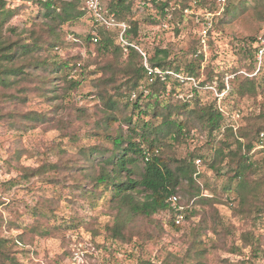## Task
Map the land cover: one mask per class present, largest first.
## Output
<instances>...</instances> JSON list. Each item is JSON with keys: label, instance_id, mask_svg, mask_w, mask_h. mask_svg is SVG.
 I'll use <instances>...</instances> for the list:
<instances>
[{"label": "trees", "instance_id": "obj_1", "mask_svg": "<svg viewBox=\"0 0 264 264\" xmlns=\"http://www.w3.org/2000/svg\"><path fill=\"white\" fill-rule=\"evenodd\" d=\"M24 1L38 7L42 25L27 30L28 34L21 31L16 33L14 28H8L10 33L5 34L4 23L16 11V7L11 8L7 0H0V101H23L29 88H19L21 80L35 81L38 93L44 97L50 93L47 98L51 100L64 101L66 96L71 95L75 100L74 93L81 79H86L84 75L95 64L101 74L94 78L91 87L101 106L97 108L101 118L87 136L104 135L107 141L79 145L78 156L70 158L68 164L46 162L37 168L24 167L20 178L29 181L64 169L63 178H46L47 184L54 181L59 186L58 189L55 187L59 197L66 188L72 197L80 198L92 207L100 203L106 194H110L108 206L114 210V221L108 230L112 238L124 240L123 230L136 218L146 219L164 212L167 214L166 224L180 230L181 224L195 213L192 209L194 202L214 203V198L203 195V191L213 192L217 188V185L211 186L207 180L200 182L203 173L199 171V166L203 163L215 176L224 177L220 185L223 192H234L238 216L251 220L252 231L241 235L245 244L250 246V255L243 258L240 264H257L256 259L264 257L261 244L264 240V137H260V133L264 134V121L250 118L249 122L234 130L233 126L227 124V116L214 101L216 98L214 102L205 101L198 85H193L190 97L180 96L178 88L184 85L185 78L197 79L200 74L199 63L203 56L202 53L195 54V50L192 61L180 63L168 60L166 49L156 48L152 55H148L147 62L152 68H158L159 73L148 74L141 61L142 53L135 47L139 44L138 25L139 22L157 23V17L136 14L135 0H110L106 6L117 21L127 24L122 36L124 42L119 40L117 30L107 29L97 23L83 8L82 0ZM150 2L159 13L160 20L169 11L182 12L173 8V3L178 2L181 7L188 6V0ZM198 4L206 6L209 12H216L215 1L202 0ZM236 7L226 6L223 9L224 16ZM254 7L264 20V6L257 3ZM84 15L91 21L87 32H75L73 29L65 34L61 32L63 25L72 26ZM260 32L249 38L241 48L245 60L242 67L247 74L232 89L239 97L255 96L264 89V59L257 68L255 58ZM80 46L84 47L87 57L82 58L77 52L65 59L59 58L61 49ZM93 50L98 60L90 59ZM40 51L46 55H39ZM78 74L81 79L76 78ZM207 82L210 80L201 82L200 87H206ZM230 83L233 85L235 81ZM225 88L226 84L219 81L217 93ZM12 89L17 94L10 93ZM144 89L148 90L146 94ZM57 108L58 105H54L53 113ZM9 115L13 119L17 117L31 123L37 120L48 122L52 117L32 111L11 112ZM116 123L117 129L112 133L110 130ZM60 128L64 129L66 125ZM193 130L205 134L207 142L212 144L210 151H191L178 156L176 146L192 137ZM218 133H222L220 138L216 136ZM71 139L78 141L77 136ZM60 150L65 154V150ZM258 154H262V157L254 159ZM172 195H177L180 203L179 195L187 200L182 210L183 220L178 223L175 221L177 213L168 201ZM39 200L38 204L27 208L29 221L22 219L16 211L14 220H3L0 216V264H23L18 256L23 249L18 248V245L23 243L26 233L50 237L63 229L76 227L72 220L53 221L55 216H49L44 210L52 212L56 199ZM2 203L0 201V205ZM19 229L22 232L11 236L1 234L2 231ZM196 237L197 234L194 235L190 257L196 264H201L205 250ZM232 251L243 254L239 245L233 246ZM139 264L157 263L141 260Z\"/></svg>", "mask_w": 264, "mask_h": 264}, {"label": "rangeland", "instance_id": "obj_2", "mask_svg": "<svg viewBox=\"0 0 264 264\" xmlns=\"http://www.w3.org/2000/svg\"><path fill=\"white\" fill-rule=\"evenodd\" d=\"M109 1L101 0L105 7ZM201 1L188 0L187 7H181L178 2L173 3V8L182 12L169 11L161 20L150 0L134 1L136 14H152L157 17V23L139 22L138 25L139 46L135 47L142 53V64L144 67L145 64L150 65L147 62L148 55H152L156 48L166 49L169 53L168 60L180 63L192 61L194 50L195 54L202 53L199 77L185 78L187 80L184 85L178 88L180 96L190 97L193 85H198L205 101H213L216 98L214 101L227 116V124L233 126L234 130L246 121L249 122L250 118L264 121V89L255 96L239 97L232 92L247 74L242 67L245 60L241 48L247 44L249 38L259 34L264 25L263 15L254 7L257 3L264 6V0H209L215 1V13L209 12L206 6L201 7L198 4ZM7 3L11 8L16 7V11L4 23L3 33L8 34V28H14L16 33L21 31L28 34L27 30H34L42 25L39 9L34 3L24 0H7ZM234 5L237 7L224 16L223 9ZM90 24L89 17L84 15L72 26L63 25L61 32L65 34L73 29L75 32L85 33ZM57 30L59 31L58 28ZM59 52L58 56L62 59L77 52H80L82 58L88 56L83 46L63 48ZM90 53V59L98 60L94 50ZM38 54L46 55L42 51ZM88 70L84 81L80 74L76 77L81 79V83L74 93L75 100L73 95L66 96L64 101L51 100L47 98L50 93H46L45 97L38 93L35 81L21 80L19 88H29L23 101H0V201L3 202L0 205V216L3 220H14L16 211L22 219L29 221L27 208L38 204L39 198H54L56 200L53 211L44 209L49 216H55L53 221L62 222L66 219L76 224V227L67 230L62 228L60 233L50 237L26 233L23 243L18 245V248L23 249V252L18 253L22 263L139 264L141 260H151L157 264H196L190 256L194 235L197 234L196 238L205 250L201 264H240L243 258L250 255V246L245 244L241 235L252 231L251 220L238 216L235 210L238 202L234 192H223L220 185L224 177L215 176L203 163L199 166V171L203 173L200 182L207 180L211 186L217 185L216 191L205 190L203 195L214 198V203L194 202L192 209L195 213L181 224L180 230L166 224L167 214L164 212L146 219L136 218L123 230L124 240L112 238L108 230V226L114 221V210L108 206L110 194H106L100 203L92 207L80 198L72 197L66 188L61 191L59 197V186L55 185L54 181L50 185L47 184L46 178H63L64 169L29 181L20 178L21 169L24 167L37 168L46 162L68 164L70 158L75 159L78 156L79 145L107 141L103 138L104 135L87 136L101 118V113L97 110L101 106L91 87L94 78L101 73L95 64ZM204 80L210 82L201 88L200 84ZM229 80L235 83L231 85ZM219 81L224 82L226 88L217 93ZM147 92L148 90L144 89V93ZM10 93L17 94L14 89ZM56 104L58 108L53 113ZM27 111L46 113L52 117L50 120L47 118L48 122L37 120L36 123H31L17 117L13 119V116L9 115L11 112ZM61 125H66V128L61 129ZM117 126L118 123L114 124L110 131L114 133ZM191 134L192 137L176 146L178 156H184L191 151H210L212 144L207 142L205 134L199 130H193ZM73 136H77L78 141H73ZM216 136L220 138L222 133ZM60 149L65 150V154H62ZM261 157L262 154H258L254 159ZM179 196L181 203L186 205V197ZM18 232L22 230L2 231L1 234L11 236ZM261 244L264 248V240ZM235 245L242 247L243 254L232 251ZM256 263L264 264V257H258Z\"/></svg>", "mask_w": 264, "mask_h": 264}, {"label": "built area", "instance_id": "obj_3", "mask_svg": "<svg viewBox=\"0 0 264 264\" xmlns=\"http://www.w3.org/2000/svg\"><path fill=\"white\" fill-rule=\"evenodd\" d=\"M83 8L87 10V12L94 18V20L102 26H105L107 29H115L119 32V40L124 42L122 36L124 31L127 29V24L125 22L117 21L115 15L109 12L105 6H103L101 0H83ZM256 64L257 68L263 62L264 59V26L261 29L260 36L258 38L256 44ZM148 74L159 73L158 68H152L150 65L145 64ZM260 137L263 138L264 134L260 133ZM172 208L177 213L175 216L176 223L183 220L182 210L184 205L179 202V198L177 195H172L168 198Z\"/></svg>", "mask_w": 264, "mask_h": 264}]
</instances>
